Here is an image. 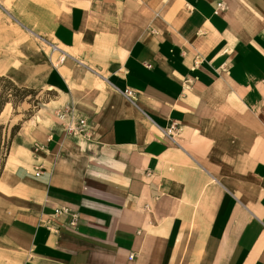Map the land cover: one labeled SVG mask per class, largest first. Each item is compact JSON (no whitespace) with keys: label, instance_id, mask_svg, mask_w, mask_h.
<instances>
[{"label":"crops","instance_id":"0c3cea01","mask_svg":"<svg viewBox=\"0 0 264 264\" xmlns=\"http://www.w3.org/2000/svg\"><path fill=\"white\" fill-rule=\"evenodd\" d=\"M217 1L0 0L69 53L0 67L55 94L0 171V264H264V0Z\"/></svg>","mask_w":264,"mask_h":264},{"label":"rangeland","instance_id":"374dc122","mask_svg":"<svg viewBox=\"0 0 264 264\" xmlns=\"http://www.w3.org/2000/svg\"><path fill=\"white\" fill-rule=\"evenodd\" d=\"M24 39L26 42L20 45ZM57 42L51 38L49 33L37 35L21 26L17 17L0 5V54L10 56L14 53L25 58L24 61L19 59L8 62L0 61V67H7L10 64L18 66L21 62L31 65L57 63L60 55V50L55 48ZM18 85L26 86L30 90L24 100L7 103L6 110L0 115V125H2L0 128V171L21 126L30 118L36 119L46 103L55 97L54 92L43 88L41 75L34 77L32 82Z\"/></svg>","mask_w":264,"mask_h":264},{"label":"built area","instance_id":"2783aa9c","mask_svg":"<svg viewBox=\"0 0 264 264\" xmlns=\"http://www.w3.org/2000/svg\"><path fill=\"white\" fill-rule=\"evenodd\" d=\"M216 4H217V10L225 8V3L223 2V0H218ZM68 55L69 53L67 51L60 50L59 61H64ZM134 92L135 91L132 88L126 87L125 89V93L129 97L133 96ZM67 112L68 110H65L64 112H61L60 115L62 119L69 118L68 123L66 124L68 131L72 132L73 134H79L85 137L88 136L90 132V127L87 122V119L83 116L76 114L74 115ZM179 130H180L179 124L174 121L171 125H169L166 133L168 134V136L174 139L176 134L179 132ZM36 172L40 174L39 170H37Z\"/></svg>","mask_w":264,"mask_h":264},{"label":"trees","instance_id":"16d2710c","mask_svg":"<svg viewBox=\"0 0 264 264\" xmlns=\"http://www.w3.org/2000/svg\"><path fill=\"white\" fill-rule=\"evenodd\" d=\"M29 90L26 86L18 85L12 77L0 73V115L7 103L24 100Z\"/></svg>","mask_w":264,"mask_h":264},{"label":"bare ground","instance_id":"6f19581e","mask_svg":"<svg viewBox=\"0 0 264 264\" xmlns=\"http://www.w3.org/2000/svg\"><path fill=\"white\" fill-rule=\"evenodd\" d=\"M55 48H56V49H59V50H63V49H61V48H60V47H58V46H57V47H55Z\"/></svg>","mask_w":264,"mask_h":264}]
</instances>
